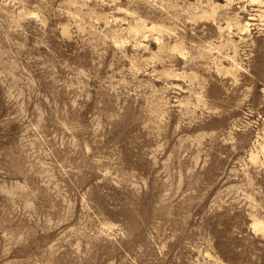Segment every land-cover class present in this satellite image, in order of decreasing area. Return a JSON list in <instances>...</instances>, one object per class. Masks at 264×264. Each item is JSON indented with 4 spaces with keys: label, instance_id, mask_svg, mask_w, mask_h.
Returning <instances> with one entry per match:
<instances>
[{
    "label": "rangeland",
    "instance_id": "obj_1",
    "mask_svg": "<svg viewBox=\"0 0 264 264\" xmlns=\"http://www.w3.org/2000/svg\"><path fill=\"white\" fill-rule=\"evenodd\" d=\"M0 264H264V0H0Z\"/></svg>",
    "mask_w": 264,
    "mask_h": 264
},
{
    "label": "bare ground",
    "instance_id": "obj_2",
    "mask_svg": "<svg viewBox=\"0 0 264 264\" xmlns=\"http://www.w3.org/2000/svg\"><path fill=\"white\" fill-rule=\"evenodd\" d=\"M243 25V24H242Z\"/></svg>",
    "mask_w": 264,
    "mask_h": 264
}]
</instances>
